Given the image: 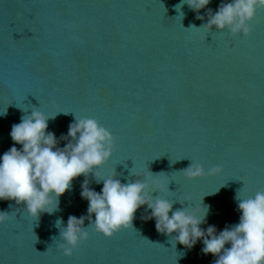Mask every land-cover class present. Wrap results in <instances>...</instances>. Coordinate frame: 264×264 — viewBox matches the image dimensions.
Instances as JSON below:
<instances>
[{
    "label": "water",
    "instance_id": "obj_1",
    "mask_svg": "<svg viewBox=\"0 0 264 264\" xmlns=\"http://www.w3.org/2000/svg\"><path fill=\"white\" fill-rule=\"evenodd\" d=\"M221 2L199 12L185 4L181 16L180 0H0V156L20 149L11 127L34 108L60 112L46 131L61 149L75 116L95 119L114 138L99 176L115 169L128 183L137 179L132 168L157 174L164 191L151 192L154 199L170 200L173 211L199 210L201 200L209 207L202 230L211 225L218 234L237 224L238 191L242 199L264 191V9L247 37L189 28L205 24ZM191 163L205 174L186 178ZM215 167L221 172L208 175ZM85 179L101 191L92 173L78 176L58 208L38 219L23 204L0 201L10 215L0 224V264H215L202 241L188 249L175 244V233H158L155 220L145 219L147 205L111 238L89 227L88 239L64 256L56 221L65 227L69 216L87 217Z\"/></svg>",
    "mask_w": 264,
    "mask_h": 264
},
{
    "label": "clouds",
    "instance_id": "obj_2",
    "mask_svg": "<svg viewBox=\"0 0 264 264\" xmlns=\"http://www.w3.org/2000/svg\"><path fill=\"white\" fill-rule=\"evenodd\" d=\"M210 2L180 0L175 10L183 16L180 11L183 5L199 12ZM258 9H264V0H222L215 13L208 10L205 24L189 28H204L209 32L215 28L216 31L227 30L233 36L247 37L251 31L249 22ZM196 19L203 20L204 17L197 16ZM5 114L6 111L0 116ZM55 116H46L34 108L30 115L21 116L20 123L12 125L10 138L14 145L21 147L18 150L13 146L0 156V201L23 204L28 216L38 219L41 213L52 214L58 208L59 197L70 189L74 178L92 173L103 187L97 193L88 188L87 179L81 185L80 195L88 201L87 217L69 216L65 227H61V220L56 221L63 241L58 248L64 256H72L79 243L88 239L86 229L89 227L105 238H111L121 229L130 228L134 213L147 205L151 211L145 219L155 220L158 233L167 236L175 233L172 237L175 244L191 249L200 240L202 253L212 254L216 258L215 264H264V191L246 199L240 198L238 191L235 199L240 212L239 222L226 226L218 234L215 226L209 225L202 230L200 225L206 222L209 211L208 206H201L202 200L199 210L192 206L173 211L170 200L160 195L154 199L150 195L153 191H164L163 184L152 179L157 174L143 175L132 168L130 175L137 179L128 183L115 178V169L110 176H99L97 170L112 156V134L95 119L75 116V122L68 126L67 136L61 137L70 138V141L61 149L57 147L55 135L46 131L48 120ZM182 172L188 179L205 174L202 166L194 163ZM220 172L221 168L215 167L207 174ZM9 218L7 212L0 211V224ZM86 218L89 220L87 228L83 227Z\"/></svg>",
    "mask_w": 264,
    "mask_h": 264
},
{
    "label": "snow or ice",
    "instance_id": "obj_3",
    "mask_svg": "<svg viewBox=\"0 0 264 264\" xmlns=\"http://www.w3.org/2000/svg\"><path fill=\"white\" fill-rule=\"evenodd\" d=\"M64 113H67V112H64Z\"/></svg>",
    "mask_w": 264,
    "mask_h": 264
}]
</instances>
